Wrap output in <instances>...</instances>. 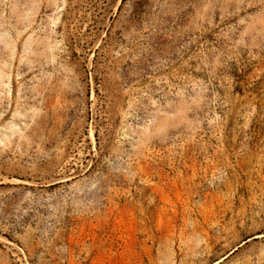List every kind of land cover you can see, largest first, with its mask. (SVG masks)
Instances as JSON below:
<instances>
[{"label": "rangeland", "instance_id": "rangeland-1", "mask_svg": "<svg viewBox=\"0 0 264 264\" xmlns=\"http://www.w3.org/2000/svg\"><path fill=\"white\" fill-rule=\"evenodd\" d=\"M0 264H264V0H0Z\"/></svg>", "mask_w": 264, "mask_h": 264}]
</instances>
